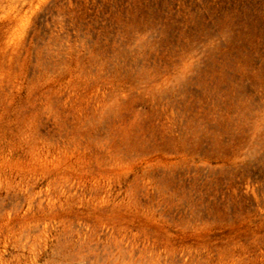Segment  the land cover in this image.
Listing matches in <instances>:
<instances>
[{"label":"rangeland","instance_id":"obj_1","mask_svg":"<svg viewBox=\"0 0 264 264\" xmlns=\"http://www.w3.org/2000/svg\"><path fill=\"white\" fill-rule=\"evenodd\" d=\"M0 264H264V0H0Z\"/></svg>","mask_w":264,"mask_h":264},{"label":"bare ground","instance_id":"obj_2","mask_svg":"<svg viewBox=\"0 0 264 264\" xmlns=\"http://www.w3.org/2000/svg\"><path fill=\"white\" fill-rule=\"evenodd\" d=\"M182 82V81H181ZM215 105V104H214ZM111 118V117H110Z\"/></svg>","mask_w":264,"mask_h":264}]
</instances>
